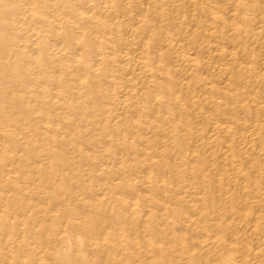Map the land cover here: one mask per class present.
<instances>
[{"label":"bare ground","instance_id":"obj_1","mask_svg":"<svg viewBox=\"0 0 264 264\" xmlns=\"http://www.w3.org/2000/svg\"><path fill=\"white\" fill-rule=\"evenodd\" d=\"M0 203V264H264V0H0Z\"/></svg>","mask_w":264,"mask_h":264},{"label":"rangeland","instance_id":"obj_2","mask_svg":"<svg viewBox=\"0 0 264 264\" xmlns=\"http://www.w3.org/2000/svg\"><path fill=\"white\" fill-rule=\"evenodd\" d=\"M250 4H253V3H250ZM251 6H253V5H251ZM254 6H255V5H254ZM254 6H253V7H254ZM3 204H4V203H0V207H1V205L3 206ZM4 205H5V204H4ZM1 208H3V207H1ZM1 208H0V211H4V210H5V209L2 210ZM4 212H7V211H4ZM22 212H23V211H20L21 214H20L19 212L16 213L15 211H14L13 213L11 212V215H14V216H13V217H14V220H13L12 222L15 223V222L17 221L16 224H18V222L20 221V223H22V222H23V223H27V225H29V224L31 225V222L33 221V219H34V222H35V223L37 222V220L35 221V218H34V217H36V214H35V216H32V215H31V217H33V218H31V217L28 216V217H26V219H25V218H22V217H25V215H23L24 212H23V213H22ZM8 213H9V212H8ZM26 213H27V212H26ZM26 213H25V214H26ZM28 213H29V212H28ZM61 213H62V212H61ZM61 213H59V214H61ZM9 214H10V213H9ZM29 214H30V213H29ZM29 214H28V215H29ZM31 214H32V213H31ZM59 214H58V215H59ZM62 214H63V213H62ZM62 214H61V215H62ZM22 215H23V216H22ZM33 215H34V214H33ZM40 215H41V214H40ZM61 215H60V216H61ZM18 216H21V217H19L20 219L18 218ZM60 216H53V217H55V218H53V219L56 220V219L59 218ZM13 217H12V218H13ZM15 217L18 218V219H15ZM40 217H41V216H39V219H40ZM56 217H57V218H56ZM61 217H62L61 219L59 218V219H60L59 222L62 221V219H63V215H62ZM12 218H11V220H12ZM27 218H31V220L29 219L31 222H28V221H27V220H28ZM37 218H38V215H37L36 219H37ZM51 218H52V217H51ZM39 219H38V220H39ZM53 219H49V220L51 221V220H53ZM18 220H19V221H18ZM56 221H58V220H56ZM34 222H33V223H34ZM20 223H19V225H18L19 227H20V225H21V226L23 225V224H20ZM28 223H29V224H28ZM25 225H26V224H24L23 226H25ZM33 225H35V224H33ZM36 225H37V224H36ZM14 227H15L14 229L17 228L16 226H14ZM19 227H18V229L21 230L22 227H20V228H19ZM18 229H16V230H17L16 232L18 233L17 236L20 237V236H22V235H21L20 232H18ZM13 231H14V230H13ZM14 232H15V231H14ZM14 232H13V233H14ZM16 232H15L14 234H16ZM19 234H20V236H19ZM17 236H16V237H17ZM35 250L38 251V252H35V253H37V255L34 256V257H35L34 260H36V256H39V258H40L41 255H42V254H41V255H40V254L38 255L39 251H41V250H37V249H35ZM42 257H43V256H42ZM39 258L37 257V260H38ZM37 260H36V262L41 261L40 259H39L38 261H37ZM34 262H35V261H34ZM36 262H35V263H36Z\"/></svg>","mask_w":264,"mask_h":264}]
</instances>
